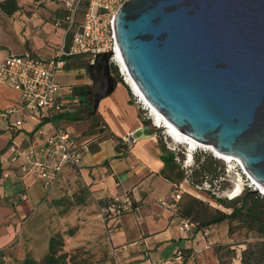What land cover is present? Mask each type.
Here are the masks:
<instances>
[{"label":"crops","instance_id":"1","mask_svg":"<svg viewBox=\"0 0 264 264\" xmlns=\"http://www.w3.org/2000/svg\"><path fill=\"white\" fill-rule=\"evenodd\" d=\"M17 3L19 9L11 15H18V18L12 19L4 30L7 35H13L17 43L10 42L0 47V61L10 53L26 51L50 56L59 46L70 41L72 34L67 33L68 25L62 24L66 20L60 16L66 11L63 2L25 0L23 3L17 0ZM70 71L66 69L60 74ZM78 83L87 82L84 78H76L62 83L65 95L67 91L71 92L67 84ZM133 96L128 85L119 80L115 90L101 99L97 109L110 131L123 140L122 145L113 139H104L97 143L95 149L88 146L81 162L76 167L65 169L53 193L47 198L41 179L34 173L24 175L15 166L13 173L4 177L3 172L8 167L3 159L11 147L40 144L36 129L52 131L54 125L48 122L38 124L23 109L4 117L2 114L6 109L19 104L20 92L0 82V136H6V142L0 146V264H20L27 254L36 256L38 250L34 242L46 237V232H49L44 217L49 209L48 200H61L68 195L74 200L77 195L74 193L81 190L80 186L86 192L87 201L72 206L68 214L65 213L64 222H72L71 225L81 222L83 232L97 227L102 236L108 235L109 241L116 247L115 251L126 259L127 264H179L182 258L176 254L180 249L190 248L191 254L196 248L199 232L185 233L180 230L177 237V233L172 231L173 224L178 223L180 229L182 218L174 208L159 202V199L169 197L174 185L161 173L165 161L158 135L128 141L133 131L145 125ZM66 98L72 100L74 97L66 95ZM67 114L58 122L64 124ZM17 119L25 120L22 129H10ZM77 140L79 144L87 143V138ZM182 185L184 190L191 187L188 179ZM22 194L27 199H22ZM116 196H129L132 210L105 220L99 201ZM128 215L132 217L126 220ZM79 236L72 240H79ZM50 237L45 244L43 242V248L48 247ZM177 241L184 244H177L170 256H163V252Z\"/></svg>","mask_w":264,"mask_h":264},{"label":"water","instance_id":"2","mask_svg":"<svg viewBox=\"0 0 264 264\" xmlns=\"http://www.w3.org/2000/svg\"><path fill=\"white\" fill-rule=\"evenodd\" d=\"M115 31L150 105L264 185V0H127ZM112 55L98 54L88 67L94 111L119 83ZM159 131L144 125L128 141Z\"/></svg>","mask_w":264,"mask_h":264},{"label":"built area","instance_id":"3","mask_svg":"<svg viewBox=\"0 0 264 264\" xmlns=\"http://www.w3.org/2000/svg\"><path fill=\"white\" fill-rule=\"evenodd\" d=\"M84 1L63 0L67 12V33L72 32V37L68 43L65 42L59 46L53 54L44 57L31 51L10 53L0 61V82L20 92L19 104L16 107L6 109L2 115L9 117L17 112L18 109H23L28 116L36 119L38 124L47 121L54 125L52 131H47L43 128L36 129L35 133L39 137L40 144H30L27 147H11L7 157L4 156L5 159H3L8 167L3 172V175L4 177H9L13 173L15 166L24 175L27 173L36 174L42 181L47 198L53 193L65 169L76 167L81 162L84 152L88 148L85 143L81 146L69 129L58 122L68 111L66 104L69 100L66 98L64 85L58 79V75L66 70L67 57L89 55L91 57L90 64H93L98 54L112 52L111 63L118 66L123 81L129 86L136 102L141 104V108L145 110V115L149 118L146 113L148 111L147 106L137 96L117 60L120 47L116 37L115 18L127 0H86L83 20L77 28H73ZM24 122L25 120L23 119H17L12 122L9 128L22 129ZM171 139L172 142H168V149L175 152V159L181 164L182 168L187 170L192 166L195 153L210 151L195 145L190 148L187 158L181 160L177 150L182 143L173 138ZM213 156L224 161L226 164L224 171L218 173L219 175L215 177L209 174L205 175V180L202 183L194 185L196 188L204 189L212 185L210 181L213 182L223 178L225 172L237 168L238 182L241 184V189L238 192H234L237 188L236 183L232 190L225 193L220 194V189L214 192L218 196L224 195L229 199L239 197L245 190L255 191L264 195V190L259 186L262 184L249 174L241 161L222 159L215 154ZM232 164H234V167L231 166ZM218 169L220 170V168ZM183 190L181 183L180 186L173 189L169 197L159 199V202L177 210V204L181 199ZM21 198L27 199V196L22 194ZM130 210L129 196L124 198L116 196L113 202L103 209L102 215L105 220H111ZM193 229L194 224L192 222L181 220L180 230L182 232L191 233ZM209 232V228L203 230L205 235H208ZM181 253V251H178V256Z\"/></svg>","mask_w":264,"mask_h":264},{"label":"rangeland","instance_id":"4","mask_svg":"<svg viewBox=\"0 0 264 264\" xmlns=\"http://www.w3.org/2000/svg\"><path fill=\"white\" fill-rule=\"evenodd\" d=\"M3 1L5 0H0V2ZM20 1L25 3V0ZM56 1L58 3L63 2V0ZM85 4L86 0L82 4V9L79 11L78 17L76 18L75 25L73 28H77L81 24L83 20ZM60 16L61 18L63 17L64 20H66L67 12H62ZM17 18L18 15H7L0 6V47H4L10 42H14L15 44L17 43L16 38L13 35H7L4 32L6 25H8L12 19L17 20ZM66 23L67 21L63 22L62 24L68 25V23ZM70 33L72 34V32ZM68 70H71L70 73H62L58 77L62 83L68 82L71 79L84 78L86 82L91 86L88 91L92 90L93 82L90 77L89 70L78 71L76 68ZM119 75H121V73L118 68V75L116 74V77L118 79ZM122 82L124 81L122 80ZM66 95L70 97L71 92L67 91ZM88 95L91 102L94 103L95 95L92 93H88ZM134 101L136 102L135 97ZM137 105H139V108L143 113V117L149 121L148 125L153 129H160L158 137L162 139L163 143L168 148V142H172L171 138L173 137L168 136L164 128L156 127L154 125L155 121L149 110L146 111V113L149 115L148 118L145 115V110L141 108V104L137 103ZM63 122L65 126L72 131L71 133L75 135L76 138H87V142H91L90 145L97 146L99 139L95 140V138L91 137L90 133L91 128L94 127V124H96L97 120L94 116H92L90 111H71L64 118ZM95 127H97L96 130L100 129V127H102V123L99 122L98 125H96ZM99 137L100 136H98L97 138ZM5 140L6 136H0V146L4 144V142H6ZM177 153L181 160H184L187 158L188 153H190V148L187 147L186 144L182 143L179 145ZM204 153L205 152H197L194 154L192 166L188 170L186 168H182V166L181 168L185 170L187 174H191V169L196 166L197 156H201L202 161H204ZM206 153H208V155H210V157L214 158L215 160L217 159L213 156L210 151H207ZM219 161L220 162L218 164V168L221 169L222 167H226L224 161ZM231 166L234 167V164H232ZM238 181V169L233 168L229 172H225L223 178H219L218 180H215L213 182L210 181L212 185L204 189L200 190L191 184V187L187 188V190L185 191L196 195L197 197H200L206 201H209L214 206H218L223 210L230 212L231 209L220 205L214 199V197H221L227 200L230 199L224 195L218 196L214 191H218L220 189V194L223 192L225 193L229 190H232ZM183 182L184 180L182 181V183ZM80 189L81 190H78L74 193V195H76L77 193L74 200H71V196L69 195L68 197H64L61 200H55L53 198H50L48 200L49 209H47L44 217H46L49 232H46V237L44 236L43 238H38V240L34 242L35 246L37 247L36 249L38 250L37 255L35 256L31 253L30 255L35 258L37 256L38 258H42L43 255L48 251V247H42L43 242L45 244V241L47 240L48 236L50 237L51 235L60 232L64 234L66 240L64 251L71 253V256L76 259L74 264H127L126 259L122 257V255H118L115 251L116 247H114L109 241L108 235L102 236L101 232L98 230L97 227H93L92 229L83 232L81 222H78V224L74 225H71L72 222H64V215L65 213L69 212L72 206H75L77 204H84L87 201L88 197L85 196L86 192L84 191L83 186H80ZM79 192L80 194H78ZM245 192L246 190L237 198L242 197ZM81 217L82 215L78 216V219L80 220ZM131 217L132 215H128L125 216V219L129 220ZM173 227L174 228L172 229V231L176 232L178 237L180 232L179 224H173ZM71 228L75 232L73 236H70L67 233L68 230ZM77 236H79V240H72V238H77ZM197 239L199 240L197 241L196 248L192 250V253L190 255L186 257L183 253H181L180 256L176 254L177 257L182 258V262L179 264H264V234H261L260 232L254 229L251 230L246 226L240 227L235 233L230 234L228 232L227 223H220L219 227L210 228V232L208 235H205L202 231H200L197 235ZM173 244L175 245L171 248L166 249L163 252V256H170L173 253V249L176 248L177 244L180 246L184 244V242L177 241ZM69 264L73 263L70 262Z\"/></svg>","mask_w":264,"mask_h":264},{"label":"trees","instance_id":"5","mask_svg":"<svg viewBox=\"0 0 264 264\" xmlns=\"http://www.w3.org/2000/svg\"><path fill=\"white\" fill-rule=\"evenodd\" d=\"M0 6L7 14H13L19 9L17 0H5L0 2ZM90 62L91 57L89 55L69 56L66 59V69L76 68L77 70L83 69V71H85L88 70ZM112 66L118 75L117 65L112 64ZM119 80H123L121 75H119ZM66 86L70 89L71 95L74 97L66 104L68 108L67 113L71 111H90L92 116H94L97 120L94 127L91 128L90 133L91 136H93L92 138H95V140L99 139V141L104 139H113L120 145L123 140L110 131L99 111H94V103L91 102L88 95V90L91 86L88 83L67 84ZM139 115L143 118V123L148 125L149 121L143 117L141 110ZM99 122L102 123V127L96 130L97 127L95 126L98 125ZM44 123H47V121ZM98 136L100 137L97 138ZM10 143L11 142H9V144ZM85 144L91 149L96 148V146L90 145V141ZM159 144L163 151L162 157L165 161V167L161 173L168 181L173 183L174 188L180 186L182 181L185 179H188L192 185H195L197 183H202L205 180V175L209 174L215 177L219 175L218 173L224 171V167L220 170L218 169L220 161L217 159L215 160L205 152L204 161H202L201 156H197L196 166L191 169V174H187L186 171L181 168V164L175 159V152L168 149L160 137ZM80 145L83 146L84 144ZM214 199L220 205L231 209V211L227 212L218 206L212 205L209 201L183 190L181 199L177 204L176 212L182 219L188 220L194 224L193 232H203V230L207 228L210 229L214 225L227 223L228 232L230 234L235 233L240 227L244 226L264 234V195L255 191L246 190L244 195L240 198L227 200L221 197H214ZM113 200L114 197L105 198L103 200L101 199L99 204L104 209L111 204ZM130 204L132 210L133 205L131 201ZM67 233L70 236H73L75 232L71 228ZM65 244L66 240L64 234L60 232L55 233L49 238L48 251L42 258H35L30 254H27L20 264H69L70 262L74 264L76 259L71 256V253L64 251ZM180 251L187 257L190 255L191 249L182 248Z\"/></svg>","mask_w":264,"mask_h":264},{"label":"bare ground","instance_id":"6","mask_svg":"<svg viewBox=\"0 0 264 264\" xmlns=\"http://www.w3.org/2000/svg\"><path fill=\"white\" fill-rule=\"evenodd\" d=\"M117 60L120 63L125 75L127 76V79L129 81V83L132 85V87L135 90L137 96L140 97L142 103L147 106V109L150 111L151 115L153 116V119L155 121L154 125L156 127L164 128L165 132L169 136L173 137L175 140H177L180 143L186 144L187 147H189V148L194 147L195 145H199L202 148H206V149L210 150L213 154L219 156L222 159H228V160H232L233 159V160H236V161L240 162V160L237 159L236 157L231 156V155H225V154L219 153L211 145L203 144V143H201V142H199V141H197V140H195V139H193V138L181 133L177 128H175L173 125H171L164 118V116L161 113H159L155 108H153V106L150 105V103L146 100V98L142 95V93L137 89L135 83L130 78V76H129L128 72H127V69H126V67L123 64L122 55L119 52H118V55H117ZM259 186H260V188L262 190H264V186H262V185H259ZM236 187L237 188H236V190L234 192H238L241 189L240 182H237Z\"/></svg>","mask_w":264,"mask_h":264},{"label":"flooded vegetation","instance_id":"7","mask_svg":"<svg viewBox=\"0 0 264 264\" xmlns=\"http://www.w3.org/2000/svg\"><path fill=\"white\" fill-rule=\"evenodd\" d=\"M113 74L116 76V71H114L113 66H111Z\"/></svg>","mask_w":264,"mask_h":264}]
</instances>
